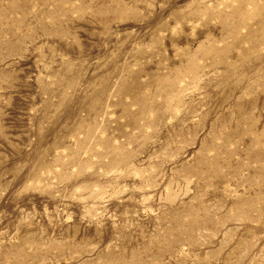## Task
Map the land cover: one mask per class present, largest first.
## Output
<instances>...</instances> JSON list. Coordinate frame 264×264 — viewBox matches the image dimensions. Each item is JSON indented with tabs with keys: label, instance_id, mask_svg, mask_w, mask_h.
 I'll return each instance as SVG.
<instances>
[{
	"label": "rangeland",
	"instance_id": "1",
	"mask_svg": "<svg viewBox=\"0 0 264 264\" xmlns=\"http://www.w3.org/2000/svg\"><path fill=\"white\" fill-rule=\"evenodd\" d=\"M0 264H264V0H0Z\"/></svg>",
	"mask_w": 264,
	"mask_h": 264
}]
</instances>
